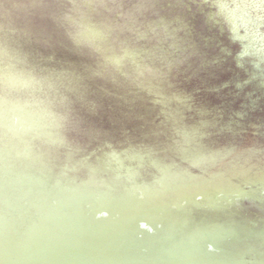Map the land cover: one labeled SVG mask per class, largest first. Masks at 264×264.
Returning <instances> with one entry per match:
<instances>
[{
	"label": "water",
	"instance_id": "95a60500",
	"mask_svg": "<svg viewBox=\"0 0 264 264\" xmlns=\"http://www.w3.org/2000/svg\"><path fill=\"white\" fill-rule=\"evenodd\" d=\"M3 2L64 86L0 93V264H264V0H122L118 70Z\"/></svg>",
	"mask_w": 264,
	"mask_h": 264
},
{
	"label": "clouds",
	"instance_id": "9594fccd",
	"mask_svg": "<svg viewBox=\"0 0 264 264\" xmlns=\"http://www.w3.org/2000/svg\"><path fill=\"white\" fill-rule=\"evenodd\" d=\"M144 5L137 4L135 11ZM9 5L0 0V93L19 90L45 91L53 96L64 86L59 74H38L28 65L27 53L17 39L18 32L8 22ZM45 7H49L45 5ZM54 7L55 6H50ZM69 39L76 48L100 53L104 65L122 68L135 63L141 51L122 39L125 31L134 34L135 12L125 11L122 0H69L56 9Z\"/></svg>",
	"mask_w": 264,
	"mask_h": 264
},
{
	"label": "rangeland",
	"instance_id": "374dc122",
	"mask_svg": "<svg viewBox=\"0 0 264 264\" xmlns=\"http://www.w3.org/2000/svg\"><path fill=\"white\" fill-rule=\"evenodd\" d=\"M263 84H264V83H263ZM257 96H259V93H256V95L254 94V95L252 96V98H251L248 102L255 101V98L258 99ZM262 99H263L262 102L259 104L260 107L262 106V108L259 109V110H256V114H257L258 116H261L262 119H263V117H264V98H262ZM263 120H264V119H263Z\"/></svg>",
	"mask_w": 264,
	"mask_h": 264
}]
</instances>
